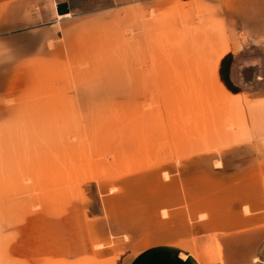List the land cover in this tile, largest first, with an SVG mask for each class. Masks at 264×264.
<instances>
[{"label": "rangeland", "instance_id": "obj_1", "mask_svg": "<svg viewBox=\"0 0 264 264\" xmlns=\"http://www.w3.org/2000/svg\"><path fill=\"white\" fill-rule=\"evenodd\" d=\"M106 23V63H18L2 85L0 264H122L127 248L188 243L193 221L216 218L205 210L218 198L213 68L152 77L120 63L117 20ZM254 64L256 82L230 77L251 98L264 96Z\"/></svg>", "mask_w": 264, "mask_h": 264}, {"label": "crops", "instance_id": "obj_2", "mask_svg": "<svg viewBox=\"0 0 264 264\" xmlns=\"http://www.w3.org/2000/svg\"><path fill=\"white\" fill-rule=\"evenodd\" d=\"M63 1L69 12H58L60 0H0V107L11 94L2 85L16 82L18 63H106L110 18L118 24L120 63H137L152 77L161 67L186 77L189 69L213 68L220 134L208 146L219 150L218 198L215 209L205 210L216 218L193 221L188 243L127 248L122 264H264V96L231 89L221 73L232 54L231 79L257 81L264 0H112L115 11H82L74 0Z\"/></svg>", "mask_w": 264, "mask_h": 264}, {"label": "trees", "instance_id": "obj_3", "mask_svg": "<svg viewBox=\"0 0 264 264\" xmlns=\"http://www.w3.org/2000/svg\"><path fill=\"white\" fill-rule=\"evenodd\" d=\"M232 54H228L224 57L223 62H222V68H221V73H222V78L226 82V84L233 90H237L232 83L230 79V71L232 67Z\"/></svg>", "mask_w": 264, "mask_h": 264}, {"label": "water", "instance_id": "obj_4", "mask_svg": "<svg viewBox=\"0 0 264 264\" xmlns=\"http://www.w3.org/2000/svg\"><path fill=\"white\" fill-rule=\"evenodd\" d=\"M57 10L59 13L69 12L70 8L67 1H61L57 3ZM113 264V263H110Z\"/></svg>", "mask_w": 264, "mask_h": 264}]
</instances>
